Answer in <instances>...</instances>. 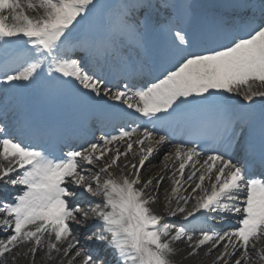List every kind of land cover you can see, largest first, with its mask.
<instances>
[{
    "label": "snow or ice",
    "instance_id": "snow-or-ice-1",
    "mask_svg": "<svg viewBox=\"0 0 264 264\" xmlns=\"http://www.w3.org/2000/svg\"><path fill=\"white\" fill-rule=\"evenodd\" d=\"M98 15V35L72 39ZM110 61L122 87L86 70ZM146 71L152 78L138 84ZM38 82L45 100L77 112L83 143L57 155L22 103V140L0 125V183L20 188L12 202L0 201V264H15L25 244L33 264L45 249L42 259L62 252L67 264H175L178 243L188 257L217 253L213 264H264V249L251 251L264 239V108L251 110L264 97L253 87L264 86V0H0V85L10 86L0 91ZM237 96L250 103L231 107ZM114 114L131 123L107 131ZM177 131L186 138L177 141ZM169 146L165 159L178 161L177 170L167 175L165 164L145 180L146 164ZM121 159L132 171L117 176ZM168 181L165 220L151 205ZM85 193L101 198L90 210L76 203ZM226 213L235 227L205 229L223 225ZM90 215L101 234L87 245L78 229ZM109 236L110 259L99 249Z\"/></svg>",
    "mask_w": 264,
    "mask_h": 264
},
{
    "label": "bare ground",
    "instance_id": "bare-ground-1",
    "mask_svg": "<svg viewBox=\"0 0 264 264\" xmlns=\"http://www.w3.org/2000/svg\"><path fill=\"white\" fill-rule=\"evenodd\" d=\"M118 1L120 2V0H100V3H102V4H113L114 2H118ZM198 1L200 2L201 0H198ZM193 4L195 5V3H193ZM28 14L29 15H35L36 13H34L32 11H29ZM100 17L103 18L102 15H100ZM83 23H81V24H83ZM87 25L88 26H92L90 23H87ZM81 26L82 25H79L77 27V30ZM85 34H87V30L86 29H84V30L80 31L79 33H77L76 36H82V35H85ZM73 36H74V33H73ZM253 87H254V90L264 91V86L254 85ZM5 114L2 115V118H4ZM120 147L123 148L124 146H120ZM167 151H170V146L167 149H163L162 148L160 151H158L156 158L161 157L160 155L163 152H167ZM130 159L132 160V162H137L138 163V157L133 158L131 156V154H130ZM128 162L129 161L128 160H125V159H121V161H119L120 167L123 169V174H126V173L130 172V168H126L125 169L123 167ZM165 164L169 165V168L171 169V171L168 172L167 175H171V172H175L177 170V168H178L177 165L179 164V162L178 161H175L172 158L165 159V157H164L162 163L159 166L158 165L145 166V167L148 168V171H146V172L143 173L144 179L146 180L150 176H156V175L160 174L163 171ZM197 167H199V165H197ZM114 171H116V170H113V172ZM190 171H191V169H186V174H188ZM116 173L118 174L120 172L116 171L115 174ZM172 186L173 185H172V182L171 181H168L167 183H165L163 185V187L161 188V190H160V194H159V197H158V203L151 205V207L153 208V210L157 214L162 215L164 217H168L167 211H166V209L164 207V204H165V193L170 194L171 193ZM148 191L151 192L152 189L150 188V189H148ZM189 191H190V189H189ZM0 194H1L0 195V201H2V199H3V196L2 195L3 194L2 193H0ZM76 203L79 206H81L82 208H85V210H90V208L93 206V201L91 199L87 198V197L78 198L76 200ZM172 203H173V207H174L175 206V201H173ZM175 218H181V217L178 216V217H175ZM87 224H89V220H87L85 222V224L83 226H81V229L85 228V226H87ZM207 229H211V228H207ZM196 231H199V230L197 229ZM96 235H99L98 234V231H94L92 233L93 238ZM110 239H111V237L109 236V237H107L106 241H108ZM257 246H258V248L264 249V239L260 240L257 243ZM30 247H31L30 244H25V245H22L20 247L19 252H16L14 250V255L16 257L15 264H33V260L31 259V254L27 252V250ZM174 247H176L178 249V255H176V256H174L172 258L174 260L175 264H213V261L216 259V255H217V253L213 252L210 256H207L206 257L205 254H204V252L201 251L195 257H188V252L190 251V249H188L186 243H178V244L174 245ZM99 248H100V246H99ZM45 252H46V249L43 250V251H39L37 253V257L38 258L35 260L34 264H67V259H69V258H65L63 256V253L62 252L59 253V254L56 253V252H52L51 255H52L53 259H51V260H46V259H42L41 258V257H44L45 256ZM100 252H101V254H104L107 257L108 256L111 257V250H108L107 253H105V250H100ZM9 259L11 260L12 259V256H9ZM252 262L253 261H251L250 264H253Z\"/></svg>",
    "mask_w": 264,
    "mask_h": 264
},
{
    "label": "rangeland",
    "instance_id": "rangeland-1",
    "mask_svg": "<svg viewBox=\"0 0 264 264\" xmlns=\"http://www.w3.org/2000/svg\"><path fill=\"white\" fill-rule=\"evenodd\" d=\"M99 20L100 21V25L101 26H103V23H104V20L102 21L101 19H99L98 17H96V16H90L89 17V19L88 20ZM97 25H98V22H97ZM165 155V153H163V155H161V157H158V158H156L157 157V155H155L152 159H151V163L150 164H146V166H152V165H160L161 163H162V161H163V159H164V156ZM6 185V184H5ZM4 185V186H5ZM8 188H13L12 186H10V185H8ZM5 193H8V194H10L11 192H9L8 190L5 192ZM184 195H186L187 193H183ZM85 195L86 196H88V194H86L85 193ZM89 198H91V199H93L94 201H99L101 198H93V197H90V196H88ZM225 215H227V216H229V219L223 224V225H220L219 223H217L216 221H208L207 222V226H210V227H215V228H218V226H224V225H228L227 227H225V228H222L221 230H227V229H229V228H232V227H235L236 225H235V220L231 217V214H225ZM165 218V220H169L170 218L169 217H164ZM89 219H91V223H90V225H89V228H92L93 227V225L94 224H97V223H99V221H97L95 218H94V216H89ZM182 219V217L181 218H171V220H172V222H176V221H178V220H181ZM96 228V227H95ZM95 230H97V228L95 229ZM82 243H84V244H87L88 245V243H89V240L87 239V238H84L83 240H82ZM105 245L106 244H104L103 245V248L102 249H104L105 250ZM253 252V254L255 255V251H252ZM70 257V256H69ZM255 262H256V264H260V262L258 261V260H255Z\"/></svg>",
    "mask_w": 264,
    "mask_h": 264
}]
</instances>
